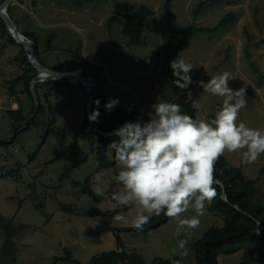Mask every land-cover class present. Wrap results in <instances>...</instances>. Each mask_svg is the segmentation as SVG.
Instances as JSON below:
<instances>
[{"label": "rangeland", "instance_id": "rangeland-1", "mask_svg": "<svg viewBox=\"0 0 264 264\" xmlns=\"http://www.w3.org/2000/svg\"><path fill=\"white\" fill-rule=\"evenodd\" d=\"M203 1L171 2L181 26L214 29L190 38L180 53V57L194 65L190 73L193 83L187 92H191L189 99L197 108L196 118H213L222 102L221 97L204 91L198 81H207L227 71L233 78L229 82L231 87H247V106L240 110L238 121L264 129V0L208 1L198 10ZM164 3L165 0H13L8 14L21 34L35 35L39 57L48 68L73 61L69 50H79L94 67L103 66L106 101L119 98L115 108L106 110L108 114L129 107L149 116L151 105L157 100L169 101L175 88L169 76L172 43ZM141 4L153 9L154 14L144 25L145 43L130 45L123 34L125 21ZM228 14L234 15L233 20L217 27ZM20 46L12 44L8 33L2 32L0 20V139L3 140H9L14 133L8 111L19 109L20 101L26 116L32 110L21 84L10 89V81L22 73L17 64ZM39 91L44 113L38 115L28 129H20L13 144L0 146V215L3 218L0 249L3 228L9 219L13 218L16 227H25L14 238L16 257L4 261L10 264H88L101 253L123 249L138 252L147 263L154 258L179 257L184 264H196L195 241L208 229L221 227L223 217L209 211L206 201L205 214L195 230H180L178 235V221L171 218L151 230L117 232L118 228L131 226L115 221V215H125L131 221L139 207H116L109 199L121 190L116 181L118 163L99 172L103 173L102 181L109 185L99 202L72 185L73 181L84 182L95 169L97 161L92 149L96 147L97 138L88 132L77 137L81 153L88 158L72 170L68 178L59 179L66 165L63 160L48 163L56 155L61 141L65 144L73 141L86 108L84 91L78 85L71 89L64 87L61 93L50 95L51 108L44 97L48 90L40 87ZM52 117L55 123L46 128ZM109 152L110 149L108 156L113 161L114 156ZM222 156L229 165L240 168L246 179L255 180L257 193L264 196V173H259L264 168V154L251 164L242 163L240 152L225 151ZM10 170L13 173L7 175ZM5 172L6 176H1ZM96 174L91 176L93 191ZM61 204L75 211L65 212ZM192 215L195 211L191 208L182 214ZM116 234L121 239V247L117 245ZM181 240H187L185 249L178 246ZM67 251L71 254L69 260L64 259ZM240 259V253L219 256L218 264H239ZM0 264L5 263L0 261ZM252 264H263V261L256 257Z\"/></svg>", "mask_w": 264, "mask_h": 264}, {"label": "clouds", "instance_id": "clouds-1", "mask_svg": "<svg viewBox=\"0 0 264 264\" xmlns=\"http://www.w3.org/2000/svg\"><path fill=\"white\" fill-rule=\"evenodd\" d=\"M169 66L176 88L189 89L194 65L179 57L170 60ZM70 72L80 74L79 70ZM232 79L224 71L207 81H198L204 91L222 98L211 119L193 118L183 112L180 104L157 100L151 105L147 120H128L112 130L111 135L119 139L109 144V155L120 166L116 181L121 190L109 199L120 208L139 206L131 221L122 214L115 215V221L130 223L132 228L142 231L153 216L163 214L177 219L178 235L180 230H195L205 214L206 201L217 195L213 187L214 166L224 152H240L244 164L254 163L264 154V129L238 121L240 110L247 106V87L234 89L229 84ZM77 85L80 84L73 86ZM186 94L191 96L190 91ZM93 104L98 106L99 99H94ZM118 104V97L109 98L104 108L111 111ZM99 115L96 107L87 118L98 123ZM102 177L103 173L94 176V192L98 196L109 188ZM190 208L195 215L182 216ZM186 244L187 240H181L178 246L185 249Z\"/></svg>", "mask_w": 264, "mask_h": 264}, {"label": "trees", "instance_id": "trees-1", "mask_svg": "<svg viewBox=\"0 0 264 264\" xmlns=\"http://www.w3.org/2000/svg\"><path fill=\"white\" fill-rule=\"evenodd\" d=\"M1 0L0 2H3ZM208 1H222V0H205L198 5V10H201ZM172 0H165L163 5V12L166 16V25L169 34V40L172 43V59L179 58L180 53L185 49L187 41L198 33H210L214 29L211 28H196L195 26L183 27L177 22V17L171 8ZM9 10V8H8ZM154 14V10L145 4L137 6V9L127 16L123 34L129 40L130 45H141L145 43L144 38V25L148 17ZM234 18L233 14L226 15L217 25V27H223L228 25ZM1 20V29L3 33H8L9 40L12 44H16V41L9 34L3 20ZM216 27V28H217ZM34 41L35 53L38 61L42 63L39 57L38 44L35 39V35L28 33L24 35ZM21 47V51L17 56V64L22 69L21 75L17 76L14 80L10 81L11 90L15 88L16 84H21L23 86V91L27 94L30 102L31 108H33V98L30 91V82L36 75L37 70L28 63L27 54L24 52V48ZM73 61L67 62L61 66H55L53 70L59 72H70L79 70L80 74L85 77H90L94 80L95 85L91 89L92 99H99L100 104L97 106L93 104V108H99V122H90L87 118V109L85 108L84 117L81 124L78 126L75 134L73 135V141L69 144H65L64 141L60 142L58 150L54 158L48 161L49 164L57 161L63 160L65 162V167L63 172L60 174L59 179L64 180L68 178L76 167L84 164L87 161L88 156L83 155L77 143V137L83 133L88 132L95 138H97L96 147L92 149L96 157V167L91 172V176L99 173L104 169L113 167L117 162L115 160L110 161L108 156L109 144L112 141L118 140L117 136H102V132H111L113 129L121 126L125 121L128 120H147L149 116L141 114L139 111L133 108L123 107L118 110H114L108 114L104 108L106 101V89L104 82L102 80L103 66L94 67L90 62L86 61L84 57L80 54L79 50H69ZM170 79L173 81L175 77L172 76L170 69ZM6 82L5 84H7ZM261 86V84H259ZM258 85V86H259ZM80 89L84 91V87L80 84ZM259 86V87H260ZM40 87H44L48 90L44 94L45 100L48 101L49 108L52 105L49 102V97L53 93H61L63 88L66 87L71 89L73 86L70 82L66 80H46L44 82H38L36 84V91L38 96V109L32 120L30 119L32 110L29 115H25L23 103L20 101V107L16 110L8 111L12 121H13V135L9 140L0 139V146H8L13 144L17 135L20 133L19 130L26 125L25 130L28 129L34 120L38 118V115L44 113V108L41 104V94ZM174 95L169 102H175L182 106L183 112L196 118L197 108L192 100L189 99L187 95V90H180L174 88ZM178 97V98H177ZM26 123V124H25ZM55 123V118L49 119L48 126ZM15 134V135H14ZM12 170L8 171L7 175H11ZM264 173V168L259 172ZM6 176V172L2 173L1 176ZM214 178L219 179L225 185V191L229 203L221 199L222 188L220 185L213 184L216 190V197L209 202L208 210L211 212L219 213L223 217V225L221 227H212L208 229L200 238H198L194 243V255L196 264H218L219 256H232L236 253H240L241 259L239 264H252L256 257H259L264 264V196L257 193L255 187V180L246 179L240 168L233 167L229 165L227 160L221 156L215 163L214 166ZM89 176L84 182L73 181V187L80 188V192L88 195L95 202H99L102 198L96 195L92 189V177ZM238 205L244 212L242 213L238 209L234 208L232 205ZM60 208L65 212H74L72 207H67L65 205H60ZM0 215V221L2 220ZM171 218L161 214L160 216H153L149 223L144 226L142 231L151 230L162 224L167 223ZM260 222L258 226L257 222ZM24 226L16 227L13 223V218L9 219L3 228V243L0 249V258L3 263L10 264L4 260L7 258L14 259L16 257L17 249L15 244V237L18 232L21 231ZM259 229L260 237L256 236L254 233ZM116 230V229H113ZM120 231H135L132 227H121L117 229ZM116 233V232H115ZM117 235V234H116ZM116 242L118 246H121V239L117 235ZM6 257V258H5ZM4 258V259H2ZM57 259V258H55ZM65 260L71 259L70 252H66ZM55 264V262H54ZM88 264H184L183 260L179 257L173 258H154L150 263L144 261L143 257L136 251L127 252L123 249L121 250H111L104 252L94 257Z\"/></svg>", "mask_w": 264, "mask_h": 264}, {"label": "water", "instance_id": "water-1", "mask_svg": "<svg viewBox=\"0 0 264 264\" xmlns=\"http://www.w3.org/2000/svg\"><path fill=\"white\" fill-rule=\"evenodd\" d=\"M12 2L13 0H4L3 2L0 3V17L3 20L8 32L14 38L16 43L24 47V50L27 52L28 63H30L31 66L37 70L36 75L33 77V79L30 82V91H31V95L33 98V108H32L30 119H32L35 116L37 109H38V105H39L37 91H36V84L38 82H44L45 80H50V81L51 80H66L70 82L72 85L82 84L85 90V101H86V109H87V116H88V113L91 112L92 107H93V99H92L90 92H91V89L95 85L94 80L91 78H86L77 72H59V71L53 70L41 64L38 61L36 54H35L34 42L26 38L25 36H23L18 31L16 23L10 18L8 14V8L12 4ZM32 4H35V2L33 1ZM76 74H79V76L75 78ZM73 78H75V81ZM25 127L26 125L23 126L21 129L23 130ZM111 132L100 131V134L105 137L115 136V135H111ZM214 184L221 186L222 188L221 199L229 203L227 199L226 191H225V185L223 184V182L219 179H215ZM232 206L238 209L239 211H241L242 213L247 214L238 205L233 204ZM256 222L259 226L260 222L259 221H256ZM254 234L258 237L261 236L259 229H257Z\"/></svg>", "mask_w": 264, "mask_h": 264}, {"label": "bare ground", "instance_id": "bare-ground-1", "mask_svg": "<svg viewBox=\"0 0 264 264\" xmlns=\"http://www.w3.org/2000/svg\"><path fill=\"white\" fill-rule=\"evenodd\" d=\"M26 52V51H25ZM26 54H27V52H26ZM77 76H79V74H76L75 75V78L77 77ZM75 78H73L74 79V81H75ZM73 81V80H72ZM33 119V118H32ZM32 119H29V120H32Z\"/></svg>", "mask_w": 264, "mask_h": 264}]
</instances>
